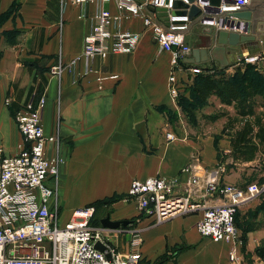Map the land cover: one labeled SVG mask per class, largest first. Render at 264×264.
<instances>
[{"label":"crops","instance_id":"obj_1","mask_svg":"<svg viewBox=\"0 0 264 264\" xmlns=\"http://www.w3.org/2000/svg\"><path fill=\"white\" fill-rule=\"evenodd\" d=\"M101 5L118 12L113 1ZM96 6L92 1L0 0V148L5 155L19 152L22 138L14 114L28 90L41 82L39 88L46 91L44 135L52 136L58 126L63 159L59 177L62 185L57 186L61 219H69L73 210L96 200L125 195L134 178L178 176L185 183L187 174L182 170L193 158L197 160L196 173L201 176L216 170L222 183L245 187L252 182L250 178L255 175L246 167L264 156V143L254 137L259 150L253 159L245 160L237 158L233 142L247 119L254 123L255 133L264 124L263 96H255V113L243 117L235 103L221 102L210 94L221 106V114L210 119L212 128L218 129L204 136L187 131L179 120L169 117L177 111L168 88L170 53L158 48L151 30L143 27L139 17L122 16L119 21L121 28L141 32L132 52L110 53L93 62L97 72L117 73L118 78L107 77L98 88L96 72L75 80L68 71L60 78L48 72V66L59 57L67 61L81 51ZM250 6L256 12V24V17L264 14V4L253 0ZM259 23L254 24L255 31H264ZM196 26L200 27L192 23L187 41ZM191 63L218 61L210 58ZM229 65L225 71L231 75ZM185 73L177 72L181 86ZM168 131L177 138L168 141ZM55 151L56 143L48 140L47 156H54ZM75 182L81 189L73 188ZM83 192L90 195L85 197ZM221 201L214 196L208 202ZM120 202H114L116 208L107 214L111 220L127 219L130 223L115 231L114 242L109 245L127 253L133 234H138L143 264H264V193L239 205L236 242L213 241L200 235L195 228L200 211L158 223L152 216L138 215L135 204ZM234 245L237 261L230 260Z\"/></svg>","mask_w":264,"mask_h":264},{"label":"built area","instance_id":"obj_2","mask_svg":"<svg viewBox=\"0 0 264 264\" xmlns=\"http://www.w3.org/2000/svg\"><path fill=\"white\" fill-rule=\"evenodd\" d=\"M70 1L96 3L93 23L83 37L81 51L67 61L59 57L49 65L48 72L60 78L68 71L73 80L96 72L98 88L105 78H118V74L97 72L93 65L95 58H105L110 53H130L141 38L140 31L119 26L122 16L139 17L143 27L151 30L158 48L170 53L168 88L172 97L178 94L177 72L183 66H188L193 74L201 71L198 65L186 63L193 49L186 40L192 23L207 34L208 30L216 29L240 33L255 31L254 19L250 22L238 14L248 9L253 0H179L186 6H175L177 0ZM107 1L115 3L117 13L101 5ZM191 5L198 8L193 16L189 15ZM258 57L251 55L244 59L253 62ZM45 102L44 88L30 91L14 115L22 138L19 152L5 155L0 148V264H143L138 234H133L127 253L118 252L102 236L104 230L115 228L90 223L95 213L94 205L76 208L67 224L60 225L54 197L63 159L58 150V126L52 136L44 135L42 111ZM176 138L173 132H166L167 140ZM48 140L57 145L52 157L46 152ZM195 161L193 158L182 170L187 174L185 183L178 176L132 179L128 198L139 214L152 216L158 223L200 211L195 223L200 235L213 241L236 242L237 209L243 202L263 194L264 183L252 181L245 187L222 183L216 170L205 171L202 176L197 174ZM214 196L222 201L208 202ZM97 241L104 243L106 248L97 249ZM230 260H238L236 245L230 252Z\"/></svg>","mask_w":264,"mask_h":264},{"label":"rangeland","instance_id":"obj_3","mask_svg":"<svg viewBox=\"0 0 264 264\" xmlns=\"http://www.w3.org/2000/svg\"><path fill=\"white\" fill-rule=\"evenodd\" d=\"M258 1L262 2V4H264V0H258ZM255 13H253V16H255ZM257 21H258V18L256 17V24H257ZM254 22H255V19H254ZM210 42H211V39H210L209 34H204V31L198 26L192 28L191 36L188 38V43L192 47H202L201 45H204L207 43L210 44ZM258 55H259V57L255 61L250 62V63L255 64L257 69L264 71V51L258 52ZM247 62L248 61H246V59H244V57H243L238 62L232 64V70L231 71H233V73H234L237 66L244 67L245 63H247ZM186 63L187 64H193L190 61H187ZM198 66L201 67V71H200L201 73H204V72L214 73V72L224 71L225 74L230 75L229 72L225 71V70L229 69L230 65H221L218 62V63H206L205 65L204 64L203 65L198 64ZM181 70H184L186 73L184 75L185 79L183 80V85L182 86L180 85L178 94L174 97L176 105H177V111L174 114V116L172 115L169 117H175V119L179 120L180 124L183 125V127H186L185 129H187V131H189V129H190V132L192 131V132H195V133L200 134L202 136L208 135V134H210V132L212 130L216 131L217 127L214 126L212 128V125H211L212 122L210 121V119L213 118V115H215V114H221V111L219 110V108H221V106L218 107L216 105V100H214L213 96H212L214 94L207 96V98L203 101H200V100H197L196 98H194L191 94V86L193 85L195 74H193L191 72V70L189 69L188 66H183V68ZM251 71H254V70L252 69ZM40 81H42V78L40 79ZM40 83H39V85H40ZM179 83H180V81H179ZM39 85L37 87L32 86L28 90V94L32 90H38ZM211 106L214 107V108H212V110H211ZM216 111H217V113H216ZM212 112H214V113H212ZM215 117H216V115H215ZM57 118H58V116H57ZM165 136H166V134H165ZM168 141H172V140H168ZM58 150H59V143H58ZM246 168H247L246 171L253 172V175H255L254 177L250 178L251 180L257 181L259 183H264V156H261L260 158H258L257 163H254L253 165H249ZM60 174H59L58 178L60 177ZM59 180H60V182H59ZM58 182L60 183L59 185L61 186L62 185L61 179H58ZM76 182H75L74 187L73 186L72 187L75 190H76V188L81 189L80 185L78 183L76 184ZM229 184H231V183H229ZM79 193H80V190H79ZM83 193H84L83 195L85 197L87 195H90L86 192H83ZM79 196H80V194H79ZM120 200H121L120 203H125V204L126 203H133L134 204V202L128 198L127 192L125 195L120 196L119 198H116V197L104 198L102 200H96V201L88 204V205H94L95 206V213L92 216V218L90 219V223L93 224L94 222L98 221V223H94L93 225L102 226L100 224V219L105 217L106 215H109L107 213L111 212L114 208H116L114 206V202H117ZM54 208L56 209L57 214L59 216L60 225L65 226L67 224L68 220L70 219V217H69V219L67 218L66 220L61 219L62 215L60 216V214H61L62 210H61V206H60V203L58 200V192L55 193ZM135 209L138 212L136 206H135ZM129 214H131V213H129ZM137 214L142 216L139 213H137ZM120 220H124V219H120ZM122 229H123V226H119L117 229L115 228L113 230H109V229L104 230L102 233V236H103L104 240L109 244V242H111V241L114 242V239H112V238L115 236L114 235L115 231L119 232ZM111 247L116 249L115 246H113V245Z\"/></svg>","mask_w":264,"mask_h":264},{"label":"trees","instance_id":"obj_4","mask_svg":"<svg viewBox=\"0 0 264 264\" xmlns=\"http://www.w3.org/2000/svg\"><path fill=\"white\" fill-rule=\"evenodd\" d=\"M252 69L254 71H251ZM42 89L40 86L38 90ZM191 94L200 101L205 100L210 94H215L221 102L235 103L238 113L243 117H249L255 113V96L260 94L264 98V71L257 69L255 64L247 62L244 67L237 66L231 75L225 74L224 71L195 73ZM254 129V123L247 119L244 126L237 131L233 142V150L237 158L251 160L255 157L259 144L254 137L260 140V144L264 143V124L259 125L256 133Z\"/></svg>","mask_w":264,"mask_h":264},{"label":"water","instance_id":"obj_5","mask_svg":"<svg viewBox=\"0 0 264 264\" xmlns=\"http://www.w3.org/2000/svg\"><path fill=\"white\" fill-rule=\"evenodd\" d=\"M218 2V0H211ZM175 6H186L185 3L177 0ZM178 10H174L177 12ZM198 11L195 5H191L189 15L193 16ZM254 9L249 6L248 9L239 11L241 17L248 19L250 22L255 19L253 16ZM258 18L259 24L264 25V14ZM211 42L205 47H193L192 54L188 57L187 61H207L212 58L217 60L221 65H229L239 61L245 57V52H260L264 51V31L258 29L251 33H240L237 31H230L224 29L208 30ZM231 52V56L230 53ZM227 53L228 57L224 56ZM130 223L129 220H111L109 215L100 219V224L103 227L118 228L119 226H126ZM95 247L99 250H104L106 245L100 241L95 243ZM109 256V255H107Z\"/></svg>","mask_w":264,"mask_h":264},{"label":"bare ground","instance_id":"obj_6","mask_svg":"<svg viewBox=\"0 0 264 264\" xmlns=\"http://www.w3.org/2000/svg\"><path fill=\"white\" fill-rule=\"evenodd\" d=\"M251 32H253V31H251ZM250 32V33H251ZM257 32V31H256ZM230 53V56H231V52H229ZM251 55H258V52H248V50H246V52H245V56H251ZM224 56L225 57H228L227 56V53H224Z\"/></svg>","mask_w":264,"mask_h":264}]
</instances>
